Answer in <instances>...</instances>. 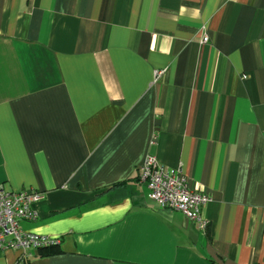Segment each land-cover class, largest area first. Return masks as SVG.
I'll list each match as a JSON object with an SVG mask.
<instances>
[{
	"label": "crops",
	"instance_id": "1",
	"mask_svg": "<svg viewBox=\"0 0 264 264\" xmlns=\"http://www.w3.org/2000/svg\"><path fill=\"white\" fill-rule=\"evenodd\" d=\"M0 188L44 194L21 228L59 244L27 264H264V0H0Z\"/></svg>",
	"mask_w": 264,
	"mask_h": 264
},
{
	"label": "built area",
	"instance_id": "2",
	"mask_svg": "<svg viewBox=\"0 0 264 264\" xmlns=\"http://www.w3.org/2000/svg\"><path fill=\"white\" fill-rule=\"evenodd\" d=\"M206 42L208 37L204 36L202 43ZM161 73L156 71L155 79ZM138 182L146 186L149 198L161 209L179 211L196 223L199 229L206 227V222L200 216V209L209 198L191 191L180 169L164 167L155 157L146 155L139 168ZM43 197V193L34 190L6 191L0 188V252L18 251L22 260H28L38 250L59 244L57 239L35 236L21 228L20 223L37 219L34 208Z\"/></svg>",
	"mask_w": 264,
	"mask_h": 264
},
{
	"label": "trees",
	"instance_id": "3",
	"mask_svg": "<svg viewBox=\"0 0 264 264\" xmlns=\"http://www.w3.org/2000/svg\"><path fill=\"white\" fill-rule=\"evenodd\" d=\"M53 249L55 248H45V249H42L40 250V255L44 256V255H50L52 254L54 251ZM28 261L26 260H22L21 264H27Z\"/></svg>",
	"mask_w": 264,
	"mask_h": 264
}]
</instances>
